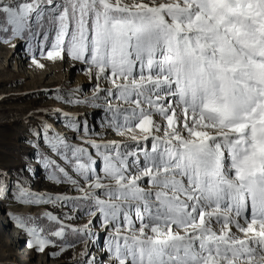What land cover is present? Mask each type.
<instances>
[{
  "label": "snow or ice",
  "instance_id": "obj_1",
  "mask_svg": "<svg viewBox=\"0 0 264 264\" xmlns=\"http://www.w3.org/2000/svg\"><path fill=\"white\" fill-rule=\"evenodd\" d=\"M0 33L36 68L78 63L91 95L57 101L104 113L93 133L49 110L63 131L30 125L34 159L0 169V200L61 209L47 228L9 213L29 248L57 257L71 234L76 264H264V0H0ZM35 168L76 195L32 191Z\"/></svg>",
  "mask_w": 264,
  "mask_h": 264
},
{
  "label": "rangeland",
  "instance_id": "obj_2",
  "mask_svg": "<svg viewBox=\"0 0 264 264\" xmlns=\"http://www.w3.org/2000/svg\"><path fill=\"white\" fill-rule=\"evenodd\" d=\"M8 35L10 33H0V169L11 173L19 169L20 157L24 153H28V158L34 159L24 142L27 139L26 129L30 125L36 127L41 120L47 119L49 123L55 120L53 127L58 132L63 131L61 120L46 115L49 110L62 109L69 114L81 115L87 111L89 130L93 133L103 132L100 121L104 118V113L100 109L63 105L61 101H57L58 91L63 96L67 90L79 88L80 92L76 94L78 98L83 99L91 95L92 82L84 75L78 63L67 58L63 62L49 61L37 54V59L43 67L36 68L26 51L27 43L19 39L4 43L3 39H7ZM14 61L18 69L15 68ZM110 140L119 142L123 138L109 131L105 136V142ZM26 175L31 177L32 191L51 195L60 193L76 195L69 191L67 185L56 186L44 180L42 169L35 168ZM25 206H30L33 211L30 208V211L25 210L27 212L22 213L21 210ZM43 212H51L58 217L61 215V209L52 205H20L0 200V264H76L83 245L76 243L75 237L72 239L75 243L74 248H68L60 256L52 257L51 253L58 249L49 246L43 252H38L29 248V237L17 229L9 217V213L40 217ZM87 220L88 217L85 216L67 223L78 227ZM102 244V239L98 240L93 250L102 247Z\"/></svg>",
  "mask_w": 264,
  "mask_h": 264
},
{
  "label": "trees",
  "instance_id": "obj_3",
  "mask_svg": "<svg viewBox=\"0 0 264 264\" xmlns=\"http://www.w3.org/2000/svg\"><path fill=\"white\" fill-rule=\"evenodd\" d=\"M36 226L39 228H47V227H51V222H49L46 218H42V217H38L36 220ZM55 239V238H52ZM73 236L71 234L68 235V240L70 242H72L73 240ZM57 243H59V241H56Z\"/></svg>",
  "mask_w": 264,
  "mask_h": 264
},
{
  "label": "bare ground",
  "instance_id": "obj_4",
  "mask_svg": "<svg viewBox=\"0 0 264 264\" xmlns=\"http://www.w3.org/2000/svg\"><path fill=\"white\" fill-rule=\"evenodd\" d=\"M14 66H15V68L16 69H18L17 68V63H16V61H14ZM31 207L30 206H25V207H23L22 208V210H21V212L22 213H26L27 211H25V210H28V211H30V210H32V208L30 209ZM2 209H4L5 210V208H2ZM30 209V210H29ZM11 210V209H10ZM33 211V210H32ZM29 213V212H28ZM22 250V249H21ZM20 255H22V253H20Z\"/></svg>",
  "mask_w": 264,
  "mask_h": 264
}]
</instances>
